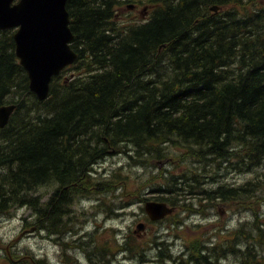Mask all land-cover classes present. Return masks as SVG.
Wrapping results in <instances>:
<instances>
[{"label": "trees", "instance_id": "trees-1", "mask_svg": "<svg viewBox=\"0 0 264 264\" xmlns=\"http://www.w3.org/2000/svg\"><path fill=\"white\" fill-rule=\"evenodd\" d=\"M130 1L66 0L77 58L52 78L43 101L29 89L14 30H0V105H16L0 128V213L30 206L37 227L62 232V216L70 218L67 195L92 192L83 176L112 150L154 160L167 158L171 145L188 146L200 172L164 174L162 195L153 199L170 205L192 194L239 201L257 186L256 178L207 189L204 180L224 165L264 168V6L242 7L257 0H140L150 8L147 18L120 25L116 10ZM49 184L57 187L42 205L32 193ZM243 238L253 235L241 226L220 245L196 240L189 259L171 263L221 264L210 257L231 254L237 264H256V245ZM168 239L150 241L160 246L163 261L174 259L163 253Z\"/></svg>", "mask_w": 264, "mask_h": 264}, {"label": "rangeland", "instance_id": "rangeland-1", "mask_svg": "<svg viewBox=\"0 0 264 264\" xmlns=\"http://www.w3.org/2000/svg\"><path fill=\"white\" fill-rule=\"evenodd\" d=\"M135 3L138 4L135 8L130 9L127 6ZM250 4H244L242 7L260 10L264 6V0ZM145 6L140 4V0L122 2L116 10V20L118 19L120 25L135 23L148 13ZM218 10L222 12L220 8ZM169 147L165 151L167 158L154 160L137 158L132 152L121 150H118L121 152L112 150L108 153L98 162L99 164L94 165L90 175L83 176V180L92 184V192L83 191L74 196L75 199L67 195L72 199L68 206L72 217L62 216V220L67 221L62 232L37 227L36 216L30 206H14L7 212L0 213V264H33L35 260H40L41 264H100L103 263L101 262L103 257L110 261L108 264H170L159 256V246L156 247L154 243L150 245L155 236L158 237V241L165 236L169 238L167 241L171 245L168 244L167 249H163L166 253L170 251L176 259L182 250L198 244L196 240L205 246L215 243L220 245L229 232L238 230L241 226L253 235L251 239H243H248L247 241L256 245V264L257 262L263 264L264 168L243 171L241 168L234 170L233 166L224 165L217 176L214 174L212 178L204 180L210 182L206 184V188L211 189L221 184L244 185L257 178V186L252 184L249 194L239 201L218 199L209 201L202 196L194 198L198 196L197 194L187 195L182 200L179 196L177 199L174 198V205L168 204L174 207L172 214L161 219H152L144 205L147 201H153V198L162 195L159 188L165 183L164 174L167 171L179 174L187 169H191L189 174H192L200 166L191 159L188 146ZM141 160L143 162H139ZM210 166L208 170L215 173L216 168ZM56 187V184L41 186L32 195L39 196V202L44 205ZM204 187L202 183L200 188ZM85 194L91 197L83 198ZM112 206L119 208L120 215L110 217L109 210ZM104 220L106 222H103ZM253 222L259 226L261 232L253 227ZM138 223L144 224L142 230L137 229ZM167 227L170 229L167 230ZM241 236H246L245 230ZM120 248L122 253H119ZM130 249L133 253H128ZM218 257L219 255H212L210 258L212 261L221 260L219 261L221 264H237L235 255L228 254L225 261Z\"/></svg>", "mask_w": 264, "mask_h": 264}, {"label": "water", "instance_id": "water-1", "mask_svg": "<svg viewBox=\"0 0 264 264\" xmlns=\"http://www.w3.org/2000/svg\"><path fill=\"white\" fill-rule=\"evenodd\" d=\"M69 22L66 0H0V30L15 29V54L27 73L30 91L39 100L47 98L52 78L77 57L70 45ZM15 107V103L0 105V128L8 123ZM144 207L152 219L174 211L164 201H147ZM143 228V223L137 224L138 230Z\"/></svg>", "mask_w": 264, "mask_h": 264}, {"label": "bare ground", "instance_id": "bare-ground-1", "mask_svg": "<svg viewBox=\"0 0 264 264\" xmlns=\"http://www.w3.org/2000/svg\"><path fill=\"white\" fill-rule=\"evenodd\" d=\"M256 6H257V5H256ZM216 7H217L216 10H213V9L211 8L213 12H217V11H218V8H219V7H218V6H216ZM5 126H6V125H5ZM169 148H170V147H169ZM119 149H120V148H119ZM184 159H185V158H184ZM191 162H192V161H191ZM157 163H158V162H157ZM166 164H167V163H166ZM174 168H175V167H174ZM210 168H211V166H210ZM192 169H193V168H192ZM197 169H198V168H197ZM197 169H196V170H197ZM167 172H168V171H167ZM192 172H193V171H192ZM203 172H204V171H203ZM207 172H208V171H207ZM164 173H165V172H164ZM193 174H194V173H193ZM204 174H205V173H204ZM168 175H169V174H168ZM189 175H190V174H189ZM171 176H172V175H171ZM172 177H173V176H172ZM189 178H190V177H189ZM192 178H193V177H192ZM192 178H191V179H192ZM204 178H205V177H204ZM163 179H164V178H163ZM175 179H176V178H175ZM187 179H188V178H187ZM189 180H190V179H189ZM165 182H166V181H165ZM184 182H185V181H184ZM191 182H192V181H191ZM180 183H181V182H180ZM202 183H203V182H202ZM226 184H227V183H226ZM186 185H187V184H186ZM170 186H172V185H170ZM167 188H168V187H167ZM174 188H175V187H174ZM161 190H162V189H161ZM174 190H175V189H174ZM171 191H172V190H171ZM183 191H184V190H183ZM263 191H264V190H263ZM174 193H175V192H174ZM90 194H91V193H90ZM85 195H86V194H85ZM192 195H193V194H192ZM262 195H263V194H262ZM253 196H254V195H253ZM197 198H198V197H197ZM249 198H250V197H249ZM77 199H78V198H77ZM158 199H159V198H158ZM190 199H191V198H190ZM78 200H80V199H78ZM183 200H184V199H183ZM153 201H157V200H153ZM178 201H179V200H178ZM178 201H177V202H178ZM180 201H181V200H180ZM194 201H195V200H194ZM74 202H75V201H74ZM47 203H48V202H47ZM197 204H198V203H197ZM202 205H203V204H202ZM172 207H173V206H172ZM114 209H115V207L112 206V207L110 208V210H109V211H111V216L114 215ZM178 209H179V208H178ZM112 213H113V214H112ZM171 214H172V213H171ZM66 215H67V214H66ZM66 215H65V216H66ZM68 215H69V214H68ZM169 215H170V214H169ZM205 215H206V214H205ZM222 215H223V214H222ZM114 216H115V215H114ZM70 217H72V216H71V212H70ZM68 219H69V218H68ZM180 222H181V221H180ZM248 223H249V222H248ZM242 227H243V226H242ZM240 229H241V228H240ZM42 230H43V229H42ZM134 232H135V230H134ZM229 236H230V235H229ZM164 238H165V237H164ZM166 241H167V240H166ZM194 242H195V241H194ZM214 242H215V241H214ZM164 243L166 244V242H164ZM210 243H213V242H210ZM187 244H188V243H187ZM189 244H190V243H189ZM192 244H193V243H192ZM170 245H171V244H169V246H170ZM120 246H121V243H120ZM190 246H191V245H190ZM156 247H157V246H156ZM159 247H160V246H159ZM188 247H189V246H188ZM201 247H202V246H201ZM164 248H165V247H164ZM166 249H167V248H166ZM187 249H189V248H187ZM187 249L182 250V253L179 254L178 257L176 256V257H177L176 259H179V258H180V259H183V260H184V259H185V260H186V259H189L191 253L189 252L190 249H189V251L185 252ZM163 250H164V249H163ZM216 250H217V249H216ZM169 252H170V251H169ZM184 252H185V253H184ZM119 253H121V248H120V250H119ZM163 253H166V250H164ZM178 253H179V252H178ZM63 254H64V253H63ZM220 255H222V254H220ZM100 257H101V256H100ZM170 257H171V256H170ZM170 257H169V260H170L169 263L172 264L171 262H172V261H176V260L173 259L172 257H171V258H170ZM103 258H104V257H103ZM125 259H126V258H125ZM172 259H173V260H172ZM107 260H108V259H107ZM224 261H225V260H224ZM160 262H161V261H160ZM98 263H99V262H98ZM100 264H107V263H100Z\"/></svg>", "mask_w": 264, "mask_h": 264}, {"label": "flooded vegetation", "instance_id": "flooded-vegetation-1", "mask_svg": "<svg viewBox=\"0 0 264 264\" xmlns=\"http://www.w3.org/2000/svg\"><path fill=\"white\" fill-rule=\"evenodd\" d=\"M91 196L90 195H86V196H83V198H90ZM85 200V199H84ZM154 200V199H153ZM96 205H98V203L96 204ZM118 209L119 208H116L115 207V209H114V215L115 216H118V215H120V211H118ZM110 212V211H109ZM110 217H112L111 215H110ZM109 218V217H108ZM107 218V219H108ZM103 222H106L105 220L103 221ZM135 230V229H134ZM135 233V232H134ZM127 237H129V235L127 236ZM126 249H124L123 250V252L125 251ZM122 253V252H121ZM125 253V252H124ZM125 258L127 259V255L125 256ZM211 259V258H210ZM96 261V260H95ZM98 262H100V261H98ZM101 262H103V263H109L110 261H108L107 259L105 260V258H102V260H101Z\"/></svg>", "mask_w": 264, "mask_h": 264}]
</instances>
